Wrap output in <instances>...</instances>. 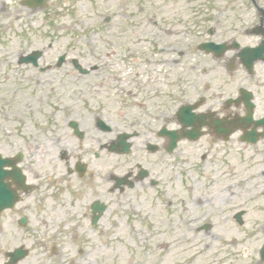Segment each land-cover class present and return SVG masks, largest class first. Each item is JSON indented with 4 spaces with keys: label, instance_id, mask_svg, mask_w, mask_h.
Returning a JSON list of instances; mask_svg holds the SVG:
<instances>
[{
    "label": "flooded vegetation",
    "instance_id": "1",
    "mask_svg": "<svg viewBox=\"0 0 264 264\" xmlns=\"http://www.w3.org/2000/svg\"><path fill=\"white\" fill-rule=\"evenodd\" d=\"M228 1L226 15L232 27L225 30L224 38L219 39L222 29L216 25L221 20L203 14L212 28L203 31L195 25L193 39H187L193 51L178 50L179 59L190 53L196 57L190 67L196 78L192 86L169 98L175 104L171 111L167 93L160 110L153 111L151 101L161 98L163 89L158 92L151 86L152 98L129 106L136 107L138 116L119 111L110 130L99 125L100 119L106 122L105 114L95 115V131L85 130L81 119L69 120L72 140L54 153L58 163L49 156L46 171L25 165L24 154L4 156L15 162V169L5 168L13 204L0 206V264H36L41 249L56 247L65 236L81 260L84 242L78 237L98 229L112 209L143 216L152 237L225 233L235 224L241 233L257 235V242L261 241L257 258L248 264H264V52L262 58L253 59L252 69L240 58L242 50L264 44V0ZM28 2L18 3L34 10L25 6ZM153 26L158 28L157 23ZM163 31L167 37L174 35L172 30ZM202 42L226 44L228 52L218 59L200 51ZM67 62L66 56L59 68ZM199 71L209 78L198 86ZM216 76L222 80L220 86H212ZM50 132L55 135L54 145H60L53 125ZM109 160L112 165L105 167ZM185 165L187 175L192 171L201 178L191 175V181L176 178L175 182L169 178L170 171ZM219 172L228 182L225 195L218 198ZM174 186H179L176 193ZM159 245L169 249L167 241ZM78 260L73 258L70 264Z\"/></svg>",
    "mask_w": 264,
    "mask_h": 264
},
{
    "label": "rangeland",
    "instance_id": "2",
    "mask_svg": "<svg viewBox=\"0 0 264 264\" xmlns=\"http://www.w3.org/2000/svg\"><path fill=\"white\" fill-rule=\"evenodd\" d=\"M18 2L0 3V153H22L25 165L43 171L51 158L58 163L54 153L72 140L67 126L71 119H81L85 130L95 131V115L105 114L106 122L114 127L119 111L138 116L136 107L129 106L139 99L146 102L143 99L152 98L151 86L158 92L163 89L161 98L154 96L151 101L153 111L158 112L166 102L165 93L171 111L175 104L169 98L192 86L196 78L190 69L194 54L178 57V50L187 53L195 48L189 49L195 25L206 31L213 23H208L205 15L212 14L221 20L216 24L222 29L219 39L232 27L226 15L228 0H49L41 10H29ZM107 19L111 21L106 23ZM150 19L158 22V28ZM164 29L174 31V35L167 37ZM164 49L168 50L162 53ZM34 51L45 52L40 68H53L41 72L18 64L21 55ZM63 55L68 62L57 68ZM200 56L203 61V54ZM73 60L96 71L81 75L74 70ZM198 78L199 86L209 76L199 71ZM214 80L212 86L222 83L218 76ZM68 110L73 114L69 116ZM52 125L60 139L58 146L50 132ZM110 137L105 135V139ZM104 165L112 163L109 160ZM188 168H174L169 178H201L192 171L187 175ZM205 172L213 174L209 169ZM219 176L215 177L218 198L225 195L228 182L223 173ZM178 187L174 186V193ZM135 214L112 209L98 229L78 237L77 241L84 242L81 260L79 252L66 243L69 236L64 235L61 244L40 250L36 264H70L73 258L78 264H248L257 258L261 245L257 235L243 234L235 224L225 233L217 230L152 237L146 219L133 217ZM166 241L169 249L163 250L159 244Z\"/></svg>",
    "mask_w": 264,
    "mask_h": 264
},
{
    "label": "water",
    "instance_id": "3",
    "mask_svg": "<svg viewBox=\"0 0 264 264\" xmlns=\"http://www.w3.org/2000/svg\"><path fill=\"white\" fill-rule=\"evenodd\" d=\"M0 1H9V0H0ZM264 45V44H263ZM215 49H218L216 47H213V50ZM223 48L222 47H219V50H222ZM209 51H212V50H209ZM261 51V50H260ZM264 51V50H263ZM40 57V54L38 53H35L34 55L28 57L26 59V61H29V60H33L35 64H37V59ZM78 69L83 73V74H87L88 71L86 70H82L79 66H77ZM109 128H107L108 130ZM9 164V161L8 160H2V158L0 157V206H7L9 205L10 202H8L7 200V197L8 195L10 194L7 193V187L6 185L4 184V179L6 177L5 173L3 172V167L5 165Z\"/></svg>",
    "mask_w": 264,
    "mask_h": 264
}]
</instances>
